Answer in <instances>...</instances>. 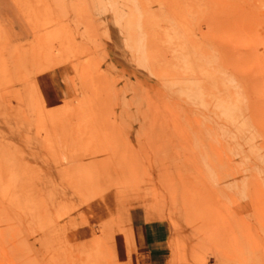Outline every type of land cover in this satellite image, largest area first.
Here are the masks:
<instances>
[{
  "label": "rangeland",
  "instance_id": "374dc122",
  "mask_svg": "<svg viewBox=\"0 0 264 264\" xmlns=\"http://www.w3.org/2000/svg\"><path fill=\"white\" fill-rule=\"evenodd\" d=\"M7 2L0 264H264V0Z\"/></svg>",
  "mask_w": 264,
  "mask_h": 264
},
{
  "label": "crops",
  "instance_id": "0c3cea01",
  "mask_svg": "<svg viewBox=\"0 0 264 264\" xmlns=\"http://www.w3.org/2000/svg\"><path fill=\"white\" fill-rule=\"evenodd\" d=\"M10 9V2H7V0H0V36L5 35L4 21L6 19V15H10V17H12V22H9L8 27H12L13 31L8 32L9 35L20 34V22L18 21L19 16H16L14 11H11ZM10 13H12L13 16ZM69 74L70 73L67 67L65 65H61L39 74L36 79L52 101L62 102L70 99L72 96L73 85L70 81ZM62 90L67 93L61 94L60 91ZM145 215L133 213L128 216L127 223L123 229V238L125 241L130 242V247L138 257H145L149 260L158 261L164 254L169 230L163 221L148 220ZM138 216L141 217L138 225L147 232L149 237V243L144 246H139L136 226L132 222L133 219Z\"/></svg>",
  "mask_w": 264,
  "mask_h": 264
}]
</instances>
